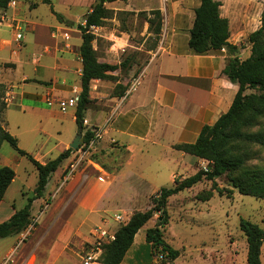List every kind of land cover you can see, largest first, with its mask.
Wrapping results in <instances>:
<instances>
[{
	"label": "crops",
	"instance_id": "0c3cea01",
	"mask_svg": "<svg viewBox=\"0 0 264 264\" xmlns=\"http://www.w3.org/2000/svg\"><path fill=\"white\" fill-rule=\"evenodd\" d=\"M15 1L0 14V77L7 87L12 88L2 126L17 137L10 121L18 126L22 115L28 114L42 125L46 133L55 126H58L59 133H63L64 123L78 126L77 105L62 111L56 104L49 105L45 95L51 91L55 96L68 97L82 91V32L78 22L74 21L73 26H69L52 11L48 17L41 18L35 12L38 2L26 5L22 0ZM218 1L220 16L229 20L228 41L238 47L235 55L244 59L251 49L248 36L261 25L264 0ZM200 4L201 0H115L105 3L108 8L137 12L160 10L161 32L153 47L142 48L144 42L136 44L129 39L130 32L112 37L115 34L102 32L103 25L93 30L97 53L98 38L109 36L114 40L113 60L120 59V50L124 48L129 52L134 49L145 52L146 61L141 65L132 63L129 74L123 77L124 82L120 78L116 81L91 80L90 105L85 111L88 122L84 124L83 132L79 126L74 130L75 136L73 133L62 144L61 152L70 147L79 132L84 137L87 130L99 129L101 136L92 161L98 176L88 172V162H85L65 180L73 160L72 149L65 158L66 164L62 166L63 159L54 172L61 174V197L73 194L77 200L74 213L66 219L64 230L57 238L48 240L50 228L58 215H63L69 206L64 203L54 205L45 213L48 206L35 220L39 211L35 202L43 199V195L34 199L32 229L28 231V225L16 234L0 237V264H80L78 253L82 249V234L76 229L104 220L101 218L104 212L131 207L132 203L126 200V196L155 193L162 186L172 185L176 178L187 177L199 169V157L179 150L175 145L195 142L204 125L215 123L230 108L239 89V84L224 73L227 59L231 56L227 47L225 51L219 48L205 53H196L190 47L195 10ZM62 14L70 18L67 13ZM16 21L23 23V37L19 41L13 26ZM64 32H68V38L64 37ZM150 34L148 31L147 36ZM98 57L100 61H107ZM4 63L13 66H4ZM135 77L139 82L134 85ZM119 82L128 83L122 95L115 92ZM5 142L8 141L3 140L1 147ZM1 147L0 165L13 167L11 160L14 155L2 152ZM44 147L32 154L42 163L53 159L47 158L50 149L45 151ZM53 175L44 193L49 190L55 178ZM18 178L16 171L0 202V222L8 220L26 204L28 197L33 196L29 194L33 189L27 192L23 181L17 185ZM17 195L26 197L25 204H18ZM140 232L141 229L134 241Z\"/></svg>",
	"mask_w": 264,
	"mask_h": 264
},
{
	"label": "trees",
	"instance_id": "16d2710c",
	"mask_svg": "<svg viewBox=\"0 0 264 264\" xmlns=\"http://www.w3.org/2000/svg\"><path fill=\"white\" fill-rule=\"evenodd\" d=\"M43 1L50 5L51 11L59 20L69 22L61 12L54 9L51 0ZM112 1L115 0H97L86 13L85 22L78 23V28L82 32L80 54L83 71L82 91L79 94L75 114L81 132L84 130L85 111L90 105L91 80L100 78L116 81L119 79V71L132 64L128 58L124 63L100 61L93 44L95 35L91 31V26L103 25L106 19L112 17L113 10L105 5L106 2ZM9 2L10 0H0L1 13L8 8ZM219 5L218 0H201L200 6L195 10L196 15L189 43L196 53H205L226 46L231 56L227 59L224 73L233 82L239 84V89L230 108L221 114L215 123L204 125L195 142L175 145L179 150L208 160V165L206 168L198 169L192 175L181 179L176 178L170 186H162L153 197L154 206L145 211L134 212L127 223L115 230V239L104 244L102 264H121L134 243L137 232L151 219L156 210L160 211L163 218L159 224L146 229V241L153 247L161 249L163 257L158 264H172L180 251L165 240L160 227L167 219L165 204L168 197L192 187L199 181L211 180L213 188L220 194L224 191L231 193L232 189L220 187L216 182L217 178L227 175L229 185L237 188L240 193L264 198V167L247 165L250 157L249 148L253 145L264 146V126L259 125L256 130L251 129L259 124V119L264 116V4L261 25L248 36L251 53L244 59L235 55L238 47L228 41L229 20L220 16ZM147 14L149 31L155 35L157 40L162 28L161 11L153 9ZM4 66H13V64L4 63ZM119 86L117 83L115 92L122 95L128 83L123 88L121 87V90H118ZM248 88H253L255 91L247 93ZM93 133V130H87L84 133L85 140ZM3 140L8 141L21 155L28 157L38 171V180L34 195L28 197L26 204L16 210L8 220L0 222V237L16 234L31 223L34 199L43 195L52 174L72 150L69 147L57 157L42 163L31 153L19 147L18 138L0 124V147ZM15 175L16 171L13 167L0 165V202ZM207 198L209 197L205 199ZM240 229L244 232L248 243L247 263L262 264L261 248L264 241V228L242 217Z\"/></svg>",
	"mask_w": 264,
	"mask_h": 264
},
{
	"label": "rangeland",
	"instance_id": "374dc122",
	"mask_svg": "<svg viewBox=\"0 0 264 264\" xmlns=\"http://www.w3.org/2000/svg\"><path fill=\"white\" fill-rule=\"evenodd\" d=\"M22 1L26 5H28L29 2H38L35 12L39 14L41 18H46L51 13L50 5L42 0ZM51 1L56 11L70 15V18H67L65 15V19H68L67 21L69 22H67V24L69 26H73L74 21L78 23L85 22L86 13L97 0ZM31 9H34V7H31ZM111 9L113 10L112 17L106 19L103 24V33H108L109 35L113 33L115 35L112 37H115L116 35H121L123 32H130L129 39L133 40L136 44L144 42L142 48H150L156 44V38L153 33L147 36L149 31L147 11L137 12L120 8ZM71 16L73 18H71ZM98 39V56L107 61L124 63L126 58H128L132 63H139V65L144 64L146 61V53L138 49L131 50L130 52L128 50L119 49L121 55L120 59L113 60L111 51L115 50V47L112 48L114 40L109 36L100 37ZM144 39L146 40L144 41ZM248 53L250 55L251 49L248 50L244 56H247ZM131 66L127 68L124 67L122 68L123 70L119 71L118 76L123 82L126 81L123 77L129 74ZM0 82L2 83L0 84V124L3 125L5 122L3 114L5 110L4 106L8 104L5 98L7 91L9 89L12 91V88L7 87L1 77ZM123 82H119L120 88H118V90H121V87L123 88ZM254 91L255 89L253 88H248L246 90L247 93ZM15 114H17V112H15ZM10 122L12 130L18 134L17 137L19 138V145L21 148L29 150V152L34 155L42 146H45L42 148L45 151L50 149L47 158H55L59 155L61 153L62 144L66 140H69L70 136L75 132L74 130L78 128L75 124L64 123L63 126L65 129L62 131L63 133L58 132V126H55L49 133H46L43 131L42 125L28 116V114L22 115L18 126L16 123ZM259 125L264 126V116L259 119V124L251 129L256 130L259 128ZM66 128L68 131H66ZM75 134L76 133H74L73 136H75ZM1 151L14 155L11 164L19 174L16 183L17 185H21L23 181L25 186H27V192H31L33 189L29 194L34 195V189L38 180V171L33 163L27 156L19 154L8 142L4 143L1 147ZM249 153L250 157L247 161V165H259L264 167V146L253 145L249 148ZM15 155L18 156L14 158ZM199 159V169L206 168L208 160L204 158ZM66 162L67 159L62 162V166H64ZM100 162L103 165L106 164V162ZM86 164L89 167L87 169L88 172L98 176V171L95 169L96 167H93V163L88 162ZM84 166L82 168H84ZM53 174L55 178L52 180V184L49 185V190L46 189V192L43 194V199L35 202V207L39 208L35 220L39 219L48 206L50 207L45 213L51 211L54 205L63 203L68 205L70 210L68 208L63 215H61V213L58 215L57 221L54 223L53 227L50 228L48 240L57 238L62 233L65 228L66 219L68 215L74 213V206L77 203L73 194L67 195L66 198L61 197L62 190L59 189L61 185V174H59V172ZM216 182L220 187L232 189V192L227 193L224 191L223 194H220L213 188L211 180L204 179L197 182L192 187L168 197L165 204L167 219L163 221L160 227L165 240L180 251L179 256L172 264H248V243L244 232L240 229V219L242 217L247 218L264 228V198H257L252 195L240 193L237 188L229 185L227 175L217 178ZM209 193H211V195L208 196ZM156 194L157 192H151L144 196H126V200L132 203L131 207L125 206L116 211L104 212L101 218H105L111 223L114 229H117L127 223L134 212L145 211L154 206L152 200ZM206 197L209 198L205 199ZM16 198L18 204H25V196L22 197L17 195ZM117 213L125 214L126 219L120 222L116 221L114 216ZM162 218L160 211L156 210L151 219L141 228L140 236H137L136 241H134L123 260L124 264H158L161 261L163 257L161 249L153 247L151 243L146 241L145 232L148 227L159 224ZM101 222L102 221H99L95 224L88 223L85 228L76 229L78 230L77 232L82 234L80 236L82 246L86 239L90 237L93 227ZM261 251V260L262 264H264V241Z\"/></svg>",
	"mask_w": 264,
	"mask_h": 264
},
{
	"label": "built area",
	"instance_id": "2783aa9c",
	"mask_svg": "<svg viewBox=\"0 0 264 264\" xmlns=\"http://www.w3.org/2000/svg\"><path fill=\"white\" fill-rule=\"evenodd\" d=\"M16 3L15 0H11L9 5H14ZM23 23L21 21L14 22V27L16 29V40H20L23 37L22 29ZM98 29V26L92 25L91 31ZM64 37L68 38V32H64ZM222 51L226 50V46L220 47ZM122 50H125L122 48ZM134 85L139 82V78L135 77L133 79ZM12 91L9 89L6 94L5 101L8 103L11 101ZM79 99V95H73L68 97H59L55 96L51 91L47 92L45 95V100L49 105L56 104L60 110L67 111L70 107H74L77 105ZM88 121L84 118L83 123L86 124ZM93 135L85 140L83 137V141L77 149H74L73 160L70 163L67 172L65 174V180L69 179L76 170L80 166H82L85 162H92L93 155L96 152L98 141L101 136V131L99 129H93ZM116 221H124L126 219L125 214L117 213L114 216ZM34 223H30L28 227V231H30L33 227ZM115 230L111 223L107 220H102V222L98 225H95L91 231L90 237L86 239L82 249L79 251L78 256L80 258V264H102L101 256L104 250V244L114 240Z\"/></svg>",
	"mask_w": 264,
	"mask_h": 264
},
{
	"label": "water",
	"instance_id": "95a60500",
	"mask_svg": "<svg viewBox=\"0 0 264 264\" xmlns=\"http://www.w3.org/2000/svg\"><path fill=\"white\" fill-rule=\"evenodd\" d=\"M237 53H238V52H237ZM82 141H83V135H82L81 132H79V133L76 135V137L74 138V140L72 141V143H70V147H71L72 149H77V148L80 146V144H81Z\"/></svg>",
	"mask_w": 264,
	"mask_h": 264
}]
</instances>
